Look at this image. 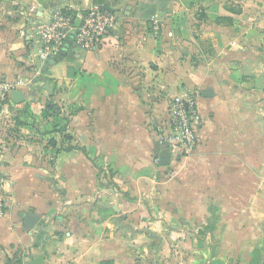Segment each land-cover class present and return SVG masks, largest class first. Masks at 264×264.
Wrapping results in <instances>:
<instances>
[{"label":"crops","instance_id":"1","mask_svg":"<svg viewBox=\"0 0 264 264\" xmlns=\"http://www.w3.org/2000/svg\"><path fill=\"white\" fill-rule=\"evenodd\" d=\"M95 5L105 40L72 36L44 71L37 25ZM0 79L24 94L0 101V264H264V0H0ZM194 91L197 145L162 166L169 104Z\"/></svg>","mask_w":264,"mask_h":264},{"label":"built area","instance_id":"2","mask_svg":"<svg viewBox=\"0 0 264 264\" xmlns=\"http://www.w3.org/2000/svg\"><path fill=\"white\" fill-rule=\"evenodd\" d=\"M78 15L70 11L55 12L48 22L38 24L35 35L40 46L38 56L45 60L57 52L64 44L71 30L75 31L73 42L81 49L93 50L107 37L115 24L114 12L103 6H92L80 14V24L77 28L74 21ZM154 32L159 29L157 20H152ZM22 84L20 79L9 81L0 79V101L5 103L11 99V92ZM198 92H191L182 98H174L169 104V130L157 135L159 144L164 148L174 147L181 155L193 152L198 142V129L202 124V116L197 105ZM5 179L0 172V190ZM8 207V198L0 194V217Z\"/></svg>","mask_w":264,"mask_h":264},{"label":"water","instance_id":"3","mask_svg":"<svg viewBox=\"0 0 264 264\" xmlns=\"http://www.w3.org/2000/svg\"><path fill=\"white\" fill-rule=\"evenodd\" d=\"M59 4V3H57ZM56 6L55 3L53 2H47V3H43L41 4V6L38 7V11L40 12L43 9H47V8H52ZM80 24V14L78 15V17L76 18L74 25L75 27H78ZM74 34V31H72L70 33V35L66 38V42L68 44H70L72 42V36ZM68 44H66L65 46L67 47ZM66 55V52L64 50H60L58 52H56L55 54L51 55L48 60L46 61V63L43 66V70L45 71L49 66L55 64L56 62H58L59 60H61L64 56ZM45 88L47 89V91L52 94V90L50 87H48V81L45 82ZM203 96H208V92H204ZM11 98H13L16 102L22 101L24 98V94L21 90H13L11 92ZM170 161V150L168 148H164L161 152H160V164L162 166H166L169 164ZM39 220V216L37 214H34L33 212H29L26 214L25 218H24V227L27 229H31L33 228L36 223ZM43 256L42 255H38L36 257H34L31 261L29 262H25L24 264H42L43 262Z\"/></svg>","mask_w":264,"mask_h":264},{"label":"rangeland","instance_id":"4","mask_svg":"<svg viewBox=\"0 0 264 264\" xmlns=\"http://www.w3.org/2000/svg\"><path fill=\"white\" fill-rule=\"evenodd\" d=\"M35 61H38L36 57H35ZM1 106L3 107V105ZM2 107L1 109H3ZM12 122L13 121L11 119V115L9 112H4L2 113V115H0V137L1 135L4 136L5 134L11 135ZM15 132H17V130H15ZM13 135H14V132H13Z\"/></svg>","mask_w":264,"mask_h":264},{"label":"trees","instance_id":"5","mask_svg":"<svg viewBox=\"0 0 264 264\" xmlns=\"http://www.w3.org/2000/svg\"><path fill=\"white\" fill-rule=\"evenodd\" d=\"M253 257H254V259H256L255 264H259L260 251L255 250Z\"/></svg>","mask_w":264,"mask_h":264}]
</instances>
